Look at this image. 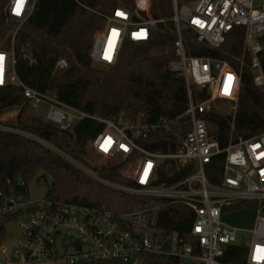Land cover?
Listing matches in <instances>:
<instances>
[{"label": "built area", "instance_id": "built-area-1", "mask_svg": "<svg viewBox=\"0 0 264 264\" xmlns=\"http://www.w3.org/2000/svg\"><path fill=\"white\" fill-rule=\"evenodd\" d=\"M37 1L8 0V17L17 24L12 48L0 49V87H21L28 105L44 112L45 121L59 132L71 131L87 118L102 122L104 128L92 147L112 162L92 168L38 133L3 121L0 130L30 138L94 182L142 199L114 209L108 204L59 201L46 194L32 198L23 180L17 185L0 184V264H158L161 259L178 264H264V132L246 139L233 134L245 69L264 93V0H170V17L154 16L155 0L119 4L107 13L96 11L105 25L93 38L94 64L115 66L126 41L146 43L159 33L173 37V58L167 69L184 78L187 108L179 116L153 120L143 112L133 117L92 115L21 79L16 36ZM238 28L244 37L242 51L235 55L224 45ZM23 55L30 65L39 67L33 50L28 48ZM67 65L65 59L58 62L61 68ZM220 103L233 107L226 143L208 118ZM158 135L167 136L166 146H161L167 148L153 149L143 143L153 144L151 138ZM221 155L222 171L213 181L207 168ZM120 164L119 174L127 183L104 172ZM241 201L250 205L235 208ZM176 204L187 207L190 227L186 233L167 231L162 224V210ZM242 210L254 212L251 225L225 220ZM12 225L18 233L10 246L3 245ZM234 246L244 248L240 262L226 260Z\"/></svg>", "mask_w": 264, "mask_h": 264}, {"label": "trees", "instance_id": "trees-1", "mask_svg": "<svg viewBox=\"0 0 264 264\" xmlns=\"http://www.w3.org/2000/svg\"><path fill=\"white\" fill-rule=\"evenodd\" d=\"M79 1L84 6L76 0L37 1L33 14L21 25L16 36L17 66L21 79L43 91L50 90L67 104L105 118H115L121 113L133 117L143 112L149 120H153L160 116L172 118L184 113L187 108L185 80L167 69L168 61L173 58L170 49L173 37L169 33H159L146 43L126 41L118 63L107 71L97 70L93 67L90 50L94 35L105 25V19L97 12H111L119 4L132 6L134 0ZM7 5L8 0H0L2 50L12 48L15 28V23L8 17ZM172 12L170 0H155L154 16L170 17ZM168 25L172 26V22L168 21ZM243 37L242 28L234 30L224 49L239 55ZM28 48L36 55L38 68L30 65L24 57L23 52ZM61 59L66 60L67 67L58 66ZM243 76L233 134L236 138L246 139L264 132V93L254 86L248 69H245ZM22 104L28 105L21 87H0V122L2 115ZM208 118L220 140L226 143L232 127L230 112H223L216 107ZM26 126L75 158L87 155L88 146L92 147L94 138L104 128L102 122L88 118L78 121L71 131L65 133L43 121ZM151 139L153 144L149 140L143 143L153 149L167 148L161 147L166 146L167 136L158 135ZM38 148L40 145L30 138L0 130V184L17 185L21 180L28 184L29 179L43 170L52 176L46 195L55 200L92 206L108 204L114 209L141 201L139 196L117 192L94 182L49 151L46 152L50 158L37 156L35 151ZM223 163L224 156L221 155L208 166L211 180H216L215 174L220 176ZM121 167L123 164L110 165L104 172L113 180L127 183L119 174ZM41 178L45 179L46 175H40ZM248 205L250 203L241 201L235 208ZM169 212L172 215L169 216ZM162 215V224L167 231L186 233L190 227L188 210L183 205L165 208ZM230 251L232 255L226 260L240 262L244 248L234 246ZM110 263L106 261L96 264ZM158 264L178 263L161 259Z\"/></svg>", "mask_w": 264, "mask_h": 264}, {"label": "rangeland", "instance_id": "rangeland-1", "mask_svg": "<svg viewBox=\"0 0 264 264\" xmlns=\"http://www.w3.org/2000/svg\"><path fill=\"white\" fill-rule=\"evenodd\" d=\"M15 25L17 24L16 21L12 20ZM93 67L100 71H107L110 69V67L105 65H97L93 63ZM218 109H220L223 112H232L233 107L230 104L227 103H220L218 105ZM1 121L7 124H14L15 126H18L24 130L32 131L30 127L26 125H35L38 124L40 121L46 122L44 118V112L42 111H36L35 109L31 108L29 105L22 104L20 106H16L15 108L11 109L1 117ZM22 123H21V122ZM26 124V125H25ZM92 147L88 146L87 148V155L82 156L81 158L76 159L88 165L92 168H99L102 163H110L111 160L102 158L100 154H96ZM40 175H46L47 180L46 182L39 181ZM52 183V176L47 171H40L36 176L32 177L28 180V187L30 196L32 198H40L44 196L49 189V186ZM225 220L235 223V224H241V225H251L254 220V212L250 210H242L235 214L229 215L228 217H225ZM18 233V229L15 225H12L10 227L9 233L5 236L4 241L2 242L3 245L10 246L13 242L14 236ZM3 256L0 251V259H2ZM40 264H57V262H43Z\"/></svg>", "mask_w": 264, "mask_h": 264}, {"label": "water", "instance_id": "water-1", "mask_svg": "<svg viewBox=\"0 0 264 264\" xmlns=\"http://www.w3.org/2000/svg\"><path fill=\"white\" fill-rule=\"evenodd\" d=\"M35 154L41 158H50L49 154L44 150V149H41V148H38L36 151H35Z\"/></svg>", "mask_w": 264, "mask_h": 264}, {"label": "snow or ice", "instance_id": "snow-or-ice-1", "mask_svg": "<svg viewBox=\"0 0 264 264\" xmlns=\"http://www.w3.org/2000/svg\"><path fill=\"white\" fill-rule=\"evenodd\" d=\"M23 2V0H18V3H22ZM17 14H19V13H17Z\"/></svg>", "mask_w": 264, "mask_h": 264}]
</instances>
